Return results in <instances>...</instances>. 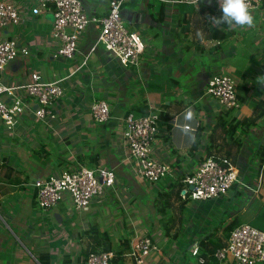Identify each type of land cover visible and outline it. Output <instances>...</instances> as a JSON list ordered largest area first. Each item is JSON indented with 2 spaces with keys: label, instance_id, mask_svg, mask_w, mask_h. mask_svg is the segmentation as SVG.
<instances>
[{
  "label": "crops",
  "instance_id": "crops-1",
  "mask_svg": "<svg viewBox=\"0 0 264 264\" xmlns=\"http://www.w3.org/2000/svg\"><path fill=\"white\" fill-rule=\"evenodd\" d=\"M81 1L89 16L102 17L108 11L109 0ZM124 6L126 27L138 32L146 47L137 70L124 66L101 45L90 52L99 34L98 24L86 28L76 58L54 56L58 44L51 36V7L26 16L20 24L0 26V39L16 38L30 50L0 73L3 84L22 85L35 71L44 80H56L88 55L87 64L52 105L56 119L36 118V103L16 89L26 102V112L15 135H9L0 121V264H41L39 257H48L51 264H79L81 241L92 228L86 223L104 217L109 202L125 211L121 215L115 209L113 223L119 221L118 216L134 221L140 225L136 231L150 235L158 244L148 264H199L200 248L198 255L192 253L195 245L199 247V237L226 220L232 222L220 228L223 234L242 223L264 230L254 224L264 226V220L257 218L264 207V163L259 166L254 157L264 140V117L255 126L239 125L233 139L225 127L250 116L253 104L264 99V17L249 10L250 26L217 22L213 18L221 16L218 0L198 6L126 0ZM214 74L235 78L238 108L223 110L206 93L207 81ZM98 99L107 100L111 108L109 120L103 123L95 122L90 114L91 102ZM150 110L160 112L162 127L154 154L174 167L173 175L154 185L138 177L123 136L128 112ZM211 154L232 158L244 184H234L227 195L202 200L184 197L183 189L187 202L180 233L177 238L166 235L156 199ZM77 164L112 169L117 192L95 198L85 209L74 208L66 199L57 209L42 210L34 182ZM135 233L115 246L131 242Z\"/></svg>",
  "mask_w": 264,
  "mask_h": 264
},
{
  "label": "built area",
  "instance_id": "built-area-1",
  "mask_svg": "<svg viewBox=\"0 0 264 264\" xmlns=\"http://www.w3.org/2000/svg\"><path fill=\"white\" fill-rule=\"evenodd\" d=\"M126 0H109L107 13L102 17L89 16L81 0H33L32 4H15L11 0H0V26L10 23L20 24L26 16L39 14L42 8L53 9L51 36L58 44L54 56L67 59L76 58L83 33L90 24L100 26L99 34L90 47V52L98 46L112 53L124 66L137 70L145 43L141 35L129 30L123 18ZM172 3H189L198 6L202 0H167ZM249 10H256L264 17V0H247ZM220 10V0H218ZM264 40V32L262 34ZM27 46L16 38L0 39V73L19 55H29ZM88 55L74 65L67 74L56 80H44L38 71L32 72L29 81L14 86L0 81V121L9 135L14 136L26 112V102L16 95L21 89L36 103L34 115L40 120H54V102L64 95L68 81L73 80L80 69L87 64ZM206 93L216 99L223 110L240 106L237 82L230 74H214L206 85ZM110 104L107 100H93L90 114L93 120L103 123L110 118ZM123 136L126 140L129 158L135 163L138 177L147 185H154L173 175L174 167L159 160L154 154V143L161 133L160 112L150 110L147 114L129 112L125 119ZM188 128V126H187ZM186 187L184 197L194 200L212 199L227 195L234 184L243 185L239 169L229 156L206 155L193 172L183 178ZM192 185V188H190ZM37 203L42 210L60 207L66 199L74 208L85 209L97 197L115 191L116 176L112 169L77 164L64 169L61 174L51 175L34 182ZM130 242L129 258L133 264H148V257L159 250L153 238L141 231H135ZM199 247L192 253L198 255ZM213 258L217 264H262L264 263V230L242 223L232 229L227 242L215 249ZM113 250L91 251L83 264H112ZM204 257H199L203 262Z\"/></svg>",
  "mask_w": 264,
  "mask_h": 264
},
{
  "label": "trees",
  "instance_id": "trees-1",
  "mask_svg": "<svg viewBox=\"0 0 264 264\" xmlns=\"http://www.w3.org/2000/svg\"><path fill=\"white\" fill-rule=\"evenodd\" d=\"M147 113L148 112L145 114ZM263 117L264 99L261 98L253 104V111L250 116L237 120L233 124L226 123L227 125L225 124V127L231 139H233L239 125L255 126L260 123ZM254 157L258 158L259 166L264 163V140L256 148ZM183 178L184 176L179 177L177 180L170 183L167 188L160 193L155 203L156 209L164 215L160 220L161 226L166 235H169L172 238L178 237L184 219L183 213L187 200L183 199L181 194L182 190L186 187ZM257 218L259 220H264V207L258 213ZM231 222L232 221L228 222L226 220L222 225L215 226L211 231L199 237L198 244L200 253L205 258V260L199 264H217L212 255L216 248L223 246L227 242L228 234L231 231L230 230L227 234H223L220 231V228H227ZM82 242L83 248L81 249V254L84 259L91 251L113 250L115 252V257L112 264H133L128 256L130 251V241L128 240L115 246L110 235L106 231L100 232L97 227L92 226ZM39 261L41 264H51L48 257H39Z\"/></svg>",
  "mask_w": 264,
  "mask_h": 264
},
{
  "label": "rangeland",
  "instance_id": "rangeland-1",
  "mask_svg": "<svg viewBox=\"0 0 264 264\" xmlns=\"http://www.w3.org/2000/svg\"><path fill=\"white\" fill-rule=\"evenodd\" d=\"M108 205H109L110 209H109V207H107V209H106L107 210L106 211L107 215L105 214L104 217H100L99 218V221L102 220L101 222L97 221L98 222L97 223L95 221V223H93L91 221H88L86 223V225H88V226L96 225L97 229L98 228H103L104 231L106 230L107 233L110 235L113 244L117 245L118 242H121L126 236L129 237L131 235L132 231L135 233L136 227L140 226V225L138 223H135L134 221L130 222L129 220H124L125 217L121 218L118 215H117L118 216L117 219H119V221H117L116 223H113V221H111L110 219L114 216V212H116L115 209L118 208L117 212H120L121 215L125 211H121L119 205L118 206H114V205L110 204V202L108 203ZM111 205L113 207H111ZM254 224L258 225L260 227H264V226H261V224L259 222H255ZM141 227H143V226H141ZM138 229H142V228H138ZM143 230H145V229H143ZM88 232L89 231H87V234H88ZM132 236H133V234H132ZM84 237H86V236H84ZM82 241H83V239H82ZM80 247H81L80 249L83 248V246H80ZM78 252H79V250H78ZM83 261H84V258H82V262L79 261V264H81V263L83 264Z\"/></svg>",
  "mask_w": 264,
  "mask_h": 264
},
{
  "label": "clouds",
  "instance_id": "clouds-1",
  "mask_svg": "<svg viewBox=\"0 0 264 264\" xmlns=\"http://www.w3.org/2000/svg\"><path fill=\"white\" fill-rule=\"evenodd\" d=\"M220 11L221 16L213 18L217 22H226L229 25L235 23L240 26H250L253 23L247 0H220Z\"/></svg>",
  "mask_w": 264,
  "mask_h": 264
},
{
  "label": "water",
  "instance_id": "water-1",
  "mask_svg": "<svg viewBox=\"0 0 264 264\" xmlns=\"http://www.w3.org/2000/svg\"><path fill=\"white\" fill-rule=\"evenodd\" d=\"M202 1H207V0H202ZM190 188H192V185H190ZM229 221H231V220H229ZM229 221H228V222H229Z\"/></svg>",
  "mask_w": 264,
  "mask_h": 264
}]
</instances>
